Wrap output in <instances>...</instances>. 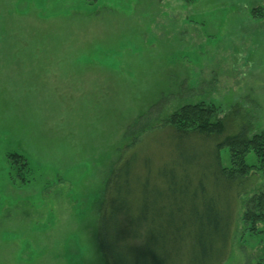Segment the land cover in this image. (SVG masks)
Listing matches in <instances>:
<instances>
[{"label": "rangeland", "instance_id": "1", "mask_svg": "<svg viewBox=\"0 0 264 264\" xmlns=\"http://www.w3.org/2000/svg\"><path fill=\"white\" fill-rule=\"evenodd\" d=\"M202 101L226 133H264V0H0V264H113L100 222L129 159L149 165L151 202L157 187L171 205L185 199L175 187L201 193L207 175V198L233 217L218 264H264V231L242 220L263 173L220 186L212 138L161 126ZM13 153L29 171L11 168Z\"/></svg>", "mask_w": 264, "mask_h": 264}, {"label": "trees", "instance_id": "2", "mask_svg": "<svg viewBox=\"0 0 264 264\" xmlns=\"http://www.w3.org/2000/svg\"><path fill=\"white\" fill-rule=\"evenodd\" d=\"M161 126L170 127L172 134L188 139L192 134L212 138L213 174L216 182L220 180V186L232 188L236 181H242L251 172L264 175V133L250 134L245 127L238 132L226 133V115L219 116V108L214 104L203 101L184 104L168 115ZM145 129L129 130L128 135L137 136L130 145L139 142L138 136ZM225 147L229 151L228 166L221 164L220 150ZM249 153L256 158L252 163L247 161ZM11 155L15 157L11 168L20 171L23 166L29 171L24 155ZM163 171L162 176L167 178L165 168ZM150 172L148 164L139 166L134 159H129L115 169L109 180V205L100 222L101 241L108 263L113 260V264H183L182 257L187 252V264H218L229 245L233 217L230 220L224 217L225 209L222 206L218 209L212 197L207 198L206 187L202 186L207 175L199 176L201 193L197 188L191 191L190 186L183 190L173 188L185 199L175 200L171 205L165 200L167 188L157 187L154 202L149 201ZM175 179L171 172V182ZM185 180L190 185L192 177L186 175ZM201 195L206 197L205 205L202 208L193 206ZM186 201H192L188 209L184 206ZM231 210L229 206L230 215ZM242 220L251 236L264 231L258 227V223L264 221V187L247 200Z\"/></svg>", "mask_w": 264, "mask_h": 264}]
</instances>
